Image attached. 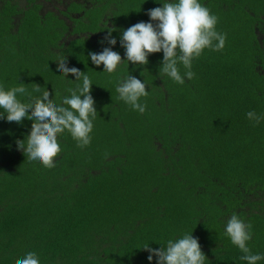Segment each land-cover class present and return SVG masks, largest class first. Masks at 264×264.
<instances>
[{"label": "trees", "instance_id": "16d2710c", "mask_svg": "<svg viewBox=\"0 0 264 264\" xmlns=\"http://www.w3.org/2000/svg\"><path fill=\"white\" fill-rule=\"evenodd\" d=\"M164 2L0 0L6 90L23 83L39 96L32 92L37 84L61 104L82 83L57 72L56 61L66 57L92 81L98 75L118 82L130 73L148 91L141 114L117 98V82L105 102L92 82L91 143L81 149L69 132L59 134L51 169L17 149L30 120L0 119V264L29 251L40 264H156L145 245L159 249L191 231L205 264H247L225 235L233 214L252 225L247 246L264 256V120L246 116L264 114V0H199L227 38L221 51L206 48L193 59L195 77L182 85L159 72L162 52L133 65L120 46V30L150 22L147 11ZM113 29L117 43H101ZM105 47L124 60L111 74L88 56Z\"/></svg>", "mask_w": 264, "mask_h": 264}, {"label": "clouds", "instance_id": "9594fccd", "mask_svg": "<svg viewBox=\"0 0 264 264\" xmlns=\"http://www.w3.org/2000/svg\"><path fill=\"white\" fill-rule=\"evenodd\" d=\"M146 14L150 22L140 21L120 30L124 60L133 65H146L150 54L162 52L159 72L182 85L185 77L189 80L195 77L191 71L192 61L204 49L221 51L224 48L227 34L216 30L218 17L211 14L199 0H166L161 7L152 8ZM113 31L108 30L101 43L106 41L109 45H115L117 40L112 37ZM88 56L94 65H103V71L110 74L124 61L111 47H105L99 53L89 52ZM56 62L58 73H63L65 77L71 74L76 81H82L74 89H68L70 95L65 96L61 104L50 99L51 93L45 88L41 91V86L37 84H33L32 92L41 93L39 96L29 93L23 83L7 90L0 84V119L17 124L25 119L32 122L26 141L25 138L16 141L17 149L22 150L29 161L40 162L49 169L56 166L54 158L61 152L58 135L69 132L77 147L83 149L91 143L90 133L97 116L95 101L90 94V77L76 67H68L66 57H60ZM180 65L185 69L183 76ZM146 86L144 81L129 73L117 82V98L142 114L146 104L140 103V98L148 95ZM17 94L27 96V102L18 99ZM246 116L255 124L264 120V114L258 115L255 111L247 112ZM251 229L250 223L233 214L227 220L224 231L243 254L240 259L247 264H257L264 256L253 254L247 246L252 238ZM143 249L149 252V262L153 256L157 258L156 264H205L207 260L192 231L175 240L169 239L166 246L159 249H152L148 245ZM15 264H40V261L35 252L29 251L16 259Z\"/></svg>", "mask_w": 264, "mask_h": 264}, {"label": "rangeland", "instance_id": "374dc122", "mask_svg": "<svg viewBox=\"0 0 264 264\" xmlns=\"http://www.w3.org/2000/svg\"><path fill=\"white\" fill-rule=\"evenodd\" d=\"M62 1L66 3V0H62ZM64 5H60V8H64ZM27 8H28V4L25 2L23 5L20 6L19 9L26 10ZM81 10H82L81 6L77 8V11H81ZM18 13H20V12H18ZM79 13L81 14V12H79ZM16 17L19 18L20 16L17 15ZM67 23L70 24L68 21H67ZM72 25H74V23H72ZM87 58L88 57L85 56V59H87ZM96 77H97L96 80H98L99 82L92 81V77L90 79H91L92 82L95 83V86L97 88H99V91H98V93H99V101L100 102H105L107 100V98H110V95H111L112 91H114V86H115V84L117 82V78H115V77L109 78L107 76H98V75ZM157 146H159V144H157Z\"/></svg>", "mask_w": 264, "mask_h": 264}]
</instances>
